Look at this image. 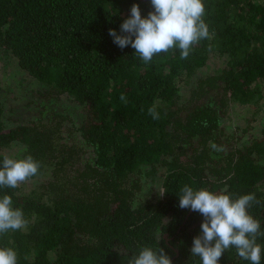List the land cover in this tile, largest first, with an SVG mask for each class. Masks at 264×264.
Here are the masks:
<instances>
[{
    "label": "trees",
    "instance_id": "1",
    "mask_svg": "<svg viewBox=\"0 0 264 264\" xmlns=\"http://www.w3.org/2000/svg\"><path fill=\"white\" fill-rule=\"evenodd\" d=\"M133 4L142 18L154 10L150 0H0V56L18 80L0 85V164L17 144L15 159L41 165L17 188H0L27 221L0 234L17 264H127L141 246L163 248L172 264H202L190 249L204 217L179 207L185 185L232 199L254 193L260 203L247 211L264 231V0H203L211 39L187 59L175 48L148 64L109 35L120 34ZM216 58L221 64L205 72ZM28 90L46 101L11 126L10 92ZM64 94L82 108L78 126L50 99ZM153 105L158 120L148 115ZM230 109L258 123L248 144L225 127ZM142 172L161 184L141 198ZM257 243L264 264V236ZM219 264L251 262L230 247Z\"/></svg>",
    "mask_w": 264,
    "mask_h": 264
},
{
    "label": "clouds",
    "instance_id": "2",
    "mask_svg": "<svg viewBox=\"0 0 264 264\" xmlns=\"http://www.w3.org/2000/svg\"><path fill=\"white\" fill-rule=\"evenodd\" d=\"M154 9L142 18L138 4H133L130 16L120 26V34L109 29L113 43L121 49L131 46L143 63L148 64L155 55L178 48L182 59H187L192 48L202 39H211L208 25L203 19V0H150ZM120 100L127 103L124 94ZM143 111V109H141ZM148 115L160 119L155 105L148 108ZM216 152L224 151L223 146L211 142ZM41 165L33 156L20 159L4 156L0 164V188H17L21 183L37 175ZM259 204L254 193L232 199L230 194L212 192L201 188L194 190L185 185L180 189L179 207L190 208L204 217L201 233L193 238L190 249L202 264H219L222 254L235 247L237 255L251 264H261L262 247L257 238L264 236L260 221L248 214L247 209ZM22 209L14 208L9 195L0 197V234L9 230L25 228ZM0 264H17V253L13 248L0 247ZM127 264H172L171 258L161 247L154 250L141 246L127 258Z\"/></svg>",
    "mask_w": 264,
    "mask_h": 264
},
{
    "label": "rangeland",
    "instance_id": "3",
    "mask_svg": "<svg viewBox=\"0 0 264 264\" xmlns=\"http://www.w3.org/2000/svg\"><path fill=\"white\" fill-rule=\"evenodd\" d=\"M6 64L7 60L3 56H0V85L6 86V84L8 83H18V80L14 78L16 73L15 71L17 70L13 69L11 65L8 66ZM220 64V60L211 59L209 61V64L205 67V72L211 73ZM196 76L198 75H194V77L189 79V81L187 82L188 86L182 87L181 92L183 94V100L189 99V97L193 94L194 88L197 85L195 83V80L197 79ZM14 93L15 92H10L11 96L10 99L6 102L7 109L4 116L5 120H7L11 124V126H15L16 124L30 120L34 116L38 115V107L40 106V104H43L46 101V98H44L42 95H39L38 91H24V95L22 94L18 96V98H15V95H13ZM50 99H54V105L57 110L66 111V113H69L70 116L74 118L77 126L79 125L83 117L82 108H80V106L75 104L72 99L68 100L66 94L61 95L59 98L52 97ZM246 116L247 114H244V116H242L240 115V113L236 112L233 109H230V111L226 113V123L224 122V125L230 133H236V135L238 136V146H242L243 144H248L249 142H251L248 140V138L251 137L252 133L257 132V129L259 128L258 123H255L252 126V121H249L247 119L245 120ZM244 127H248V129L245 130L243 129ZM19 147L20 145L15 144L10 148H6L4 152L6 153V156L14 158L19 150ZM89 154H91V152H89ZM141 177L143 181L142 188L138 193L141 198L146 195H150L156 190H160L161 182L154 180L151 174L146 175L142 172ZM45 178L46 176L43 177V179ZM22 185L24 187L25 183Z\"/></svg>",
    "mask_w": 264,
    "mask_h": 264
}]
</instances>
